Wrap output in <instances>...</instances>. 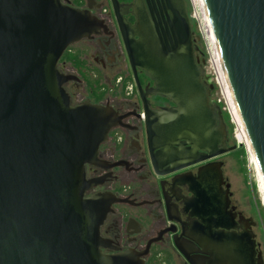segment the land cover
<instances>
[{"label":"water","instance_id":"obj_1","mask_svg":"<svg viewBox=\"0 0 264 264\" xmlns=\"http://www.w3.org/2000/svg\"><path fill=\"white\" fill-rule=\"evenodd\" d=\"M109 1L140 96L154 174L165 177L234 151L221 109L210 101L213 85L195 56L186 0H155L148 9L143 0ZM202 3L264 180V0ZM104 29L89 9L61 0H0V264H145L149 245L142 253L100 250L99 228L115 199L85 197L96 186L86 180L85 165H101L98 147L122 117L109 105L72 106L64 84L77 79L58 69L70 45ZM138 71L153 87L140 84ZM148 95L174 106L153 111ZM220 166L200 168L198 179L209 169L218 178ZM214 188L209 201L217 216ZM218 218L207 227L210 242L183 233L185 243L172 238L175 250L188 264H194L192 244L214 253L209 264H252L249 233L242 228L244 235L235 236L237 227ZM218 228L231 232H212Z\"/></svg>","mask_w":264,"mask_h":264},{"label":"flooded vegetation","instance_id":"obj_2","mask_svg":"<svg viewBox=\"0 0 264 264\" xmlns=\"http://www.w3.org/2000/svg\"><path fill=\"white\" fill-rule=\"evenodd\" d=\"M118 1L121 4L134 3V0ZM61 2L74 9H89L105 26L98 35L82 39L64 52L77 57L81 63L78 68L69 61L60 59L58 62V69L62 74L77 79L64 84L71 105L85 101L109 105L122 117L120 124L110 129L106 140L98 147L97 159L101 165H85L86 180L96 184L85 192V197L106 194L115 199L99 228L100 237L104 240L100 250L104 254L126 250L142 253L149 245L147 253L142 257L145 264H188L173 247L172 238L185 243L186 240L181 235L187 233L207 244L213 237L207 232L210 220L214 221L219 217L217 221L223 225L237 227L233 235L242 237V228L249 233L252 243L251 262L258 264L259 259L262 261L251 231L252 221L245 218L232 204L230 186L224 178L223 164L219 157L165 177L154 174L149 160L144 117H141L140 96L136 86L131 94L123 91L125 79L121 75L128 72L127 58L113 12L104 9V6L110 8V1ZM143 2L148 9L147 2L151 4L155 0ZM125 19L130 24L135 21L131 13L126 14ZM137 76L143 87H153V83L143 72L138 71ZM112 80L115 85L111 84ZM100 82H104L105 86H101ZM83 91L88 92V97L77 103L78 95ZM212 91L210 101L214 102L211 99ZM146 98L153 111L160 112L174 106L161 96L148 95ZM222 120L227 134L223 114ZM217 162L221 163L218 178L214 170L209 169L205 178L198 179L200 168L212 167ZM172 180L175 181L174 185ZM215 185L219 193L217 216L209 201L210 187L214 190ZM191 190H195V193ZM212 232L225 235L231 231L218 228ZM192 247L189 257L194 264H209L213 259L214 253L211 254L210 250L205 252L197 244H192ZM222 258L225 259L218 257L219 260H223Z\"/></svg>","mask_w":264,"mask_h":264},{"label":"rangeland","instance_id":"obj_3","mask_svg":"<svg viewBox=\"0 0 264 264\" xmlns=\"http://www.w3.org/2000/svg\"><path fill=\"white\" fill-rule=\"evenodd\" d=\"M187 13L190 20L191 32L197 52L195 56L200 62H203L205 75L209 78L211 84L214 85L211 99L217 101L221 99V91L215 83L214 71L210 61L208 52V43L205 42L204 36L200 26V11L198 4L194 0H186ZM107 11H112L110 8L104 6ZM199 17V18H198ZM207 43V44H206ZM128 72L121 75L122 78L127 80L132 77L131 70L127 62ZM105 86L104 82H100ZM108 84V83H107ZM112 85H115L112 80ZM110 83L108 85H111ZM120 90V89H118ZM125 91V90H123ZM88 97V92L83 91L78 95V102L81 99ZM220 108L224 116L227 129L228 146H236V149L230 153L224 154L219 157V160L223 164V175L226 178L227 183L230 186L231 201L237 208V211L241 212L245 218L252 221V234L254 236L255 243L261 253L262 261L264 264V199L262 191L259 187L257 179V173L254 167V161L251 159L247 151V146L244 144L240 137L239 125L233 120L232 115L228 113L226 104L221 99ZM243 150V154L240 152Z\"/></svg>","mask_w":264,"mask_h":264},{"label":"bare ground","instance_id":"obj_4","mask_svg":"<svg viewBox=\"0 0 264 264\" xmlns=\"http://www.w3.org/2000/svg\"><path fill=\"white\" fill-rule=\"evenodd\" d=\"M194 1H196V3L199 6L198 10L200 11V14H199L200 20H202V31L204 34L205 41L208 43L209 51L213 54L211 57V59H212L211 62L213 64L214 70L218 76V80L222 86V89H223V92L225 95V99L227 102V106L229 109V113L232 115L233 120L239 125L240 137L242 138L244 144L247 146L248 154L250 155L251 159L254 161V167H255V170L257 173V179L259 182V187H260V190L262 191V195H263V199H264V180H263L262 174L260 172L259 166L257 164L256 158H255V156L252 152V149L250 147L246 132H245L243 124H242L241 117H240L239 112L237 110V107H236V104L234 102L230 88L228 86L225 71L223 69V66H222V63L220 60L219 51H218V48L215 44L213 34L210 30L208 22L205 21L204 8H203L202 0H194Z\"/></svg>","mask_w":264,"mask_h":264},{"label":"built area","instance_id":"obj_5","mask_svg":"<svg viewBox=\"0 0 264 264\" xmlns=\"http://www.w3.org/2000/svg\"><path fill=\"white\" fill-rule=\"evenodd\" d=\"M204 16H205V13H204ZM198 18H199V17H198ZM205 21L207 22V20H206V16H205ZM200 26H201V31H202V20H200ZM202 34H203V31H202ZM203 36H204V34H203ZM204 39H205V38H204ZM205 42H206V41H205ZM206 44H207V43H206ZM207 46H208V45H207ZM208 52H209L210 61H211V60H212L211 57H212L213 54L209 51V46H208ZM211 64H212V62H211ZM212 67H213V65H212ZM213 71H214V76H215V83H216V85L219 87V89H220V91H221V99L223 100V103L226 104L227 111H228V113H229V109H228V106H227V102H226V99H225V95H224V92H223L222 86H221V84H220V82H219V80H218V76H217V74H216L214 68H213ZM207 78H208V77H207ZM208 82L210 83L209 78H208ZM210 84H211V83H210ZM212 85H213V84H212ZM214 85H215V84H214ZM214 85H213V87H214ZM124 90H125L126 93L131 94V92H132L133 90H135V84H134V81H133V82H128V83L126 84V86L124 87ZM221 99H218L217 101H214V103L217 104L219 107H220ZM220 109H221V108H220ZM229 115H230V113H229ZM141 117L143 118V115H142V114H141Z\"/></svg>","mask_w":264,"mask_h":264},{"label":"trees","instance_id":"obj_6","mask_svg":"<svg viewBox=\"0 0 264 264\" xmlns=\"http://www.w3.org/2000/svg\"><path fill=\"white\" fill-rule=\"evenodd\" d=\"M61 59H62V60H65V61H69V62H71L76 68H78V67L80 66V64H81V63L79 62V60L77 59V57H74V56H72L71 54H69V53H67V52L62 56ZM126 82H127V80H124V82H123V87L126 86ZM128 82H133V78L130 77V78L128 79ZM238 153L243 154V150H241V151L238 152Z\"/></svg>","mask_w":264,"mask_h":264}]
</instances>
